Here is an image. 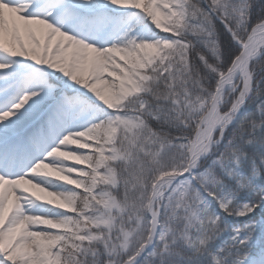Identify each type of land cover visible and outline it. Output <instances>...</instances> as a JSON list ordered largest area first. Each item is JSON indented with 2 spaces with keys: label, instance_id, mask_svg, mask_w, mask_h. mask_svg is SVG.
<instances>
[{
  "label": "snow or ice",
  "instance_id": "obj_1",
  "mask_svg": "<svg viewBox=\"0 0 264 264\" xmlns=\"http://www.w3.org/2000/svg\"><path fill=\"white\" fill-rule=\"evenodd\" d=\"M37 7L0 0V264H264V3Z\"/></svg>",
  "mask_w": 264,
  "mask_h": 264
},
{
  "label": "rangeland",
  "instance_id": "obj_2",
  "mask_svg": "<svg viewBox=\"0 0 264 264\" xmlns=\"http://www.w3.org/2000/svg\"><path fill=\"white\" fill-rule=\"evenodd\" d=\"M50 2V0H37V11L40 13H44L46 11H48L49 9L46 7V5ZM53 15L55 16L56 13H53ZM58 20L60 21V23H64V21L58 17ZM60 23H58L57 26H60ZM80 30L78 28L77 25L73 24L71 21L67 22L66 24H64V30ZM81 34L84 36H90L92 35L91 33H89L87 30H82ZM8 72L11 73H17V74H27V73H32L34 71H38V69H34V66H32V62L30 61H23L22 64H18L15 65L13 68L8 69ZM59 73H56L55 75H57ZM4 73H0V77H3ZM58 76V75H57ZM39 210V209H38Z\"/></svg>",
  "mask_w": 264,
  "mask_h": 264
},
{
  "label": "trees",
  "instance_id": "obj_3",
  "mask_svg": "<svg viewBox=\"0 0 264 264\" xmlns=\"http://www.w3.org/2000/svg\"><path fill=\"white\" fill-rule=\"evenodd\" d=\"M261 3H264V0H261ZM58 76L60 74H57ZM52 77L49 76V79H51ZM262 87H264V85H262ZM264 98V97H262ZM256 110V103H251L250 105H246L245 108L241 111L240 116L242 117L246 112H254ZM239 125V119L237 121H235L232 125H231V129H236ZM231 132L228 133V136L230 138ZM249 148L251 149L252 146H249Z\"/></svg>",
  "mask_w": 264,
  "mask_h": 264
},
{
  "label": "water",
  "instance_id": "obj_4",
  "mask_svg": "<svg viewBox=\"0 0 264 264\" xmlns=\"http://www.w3.org/2000/svg\"><path fill=\"white\" fill-rule=\"evenodd\" d=\"M152 249L150 248L149 251H151Z\"/></svg>",
  "mask_w": 264,
  "mask_h": 264
}]
</instances>
